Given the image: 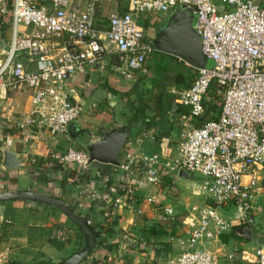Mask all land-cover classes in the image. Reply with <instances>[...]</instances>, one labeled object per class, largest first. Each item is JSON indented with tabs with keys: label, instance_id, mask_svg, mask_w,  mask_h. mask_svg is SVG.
Returning <instances> with one entry per match:
<instances>
[{
	"label": "built area",
	"instance_id": "2783aa9c",
	"mask_svg": "<svg viewBox=\"0 0 264 264\" xmlns=\"http://www.w3.org/2000/svg\"><path fill=\"white\" fill-rule=\"evenodd\" d=\"M99 1L11 0L7 43L0 19V99L11 90L27 89L32 108L20 127L36 126L53 136L68 134L81 107L71 100L66 81L86 73L107 55L115 56L126 77L132 78L155 50L138 16L190 9L196 16L193 28L200 35L202 52L214 66L194 67L190 86L173 91L176 103L186 111L178 155L168 161L158 154L144 155L139 159L142 176L120 190L132 196L137 188L159 185L167 172L202 175L204 181L195 184L194 193L208 196V202L190 206L182 221L186 237L178 240L181 251L156 264H238L237 251L223 255L221 263L219 249L197 245L206 240L221 243L224 234L240 227L260 238L256 217L264 211L257 201L264 193V2L128 0V10L111 13L102 24L97 17ZM208 101L219 107L216 118L206 113ZM59 159L82 174L92 164L88 150L74 145ZM125 159L119 167L129 171L134 155L128 152ZM229 205L236 207L234 217L218 210ZM161 209L164 218L175 219L172 206ZM255 258L256 264H264L263 246L256 247Z\"/></svg>",
	"mask_w": 264,
	"mask_h": 264
},
{
	"label": "crops",
	"instance_id": "0c3cea01",
	"mask_svg": "<svg viewBox=\"0 0 264 264\" xmlns=\"http://www.w3.org/2000/svg\"><path fill=\"white\" fill-rule=\"evenodd\" d=\"M128 8V0H100L97 5L98 22L106 24L111 13L124 12ZM179 9L158 15H139L138 21L144 27L146 37L153 42L159 28L167 24ZM157 51L160 50L155 47L152 54ZM161 52L176 61L171 76H165L159 82L161 85L155 82L148 68L150 57L145 67L132 78L126 77L124 67L113 55L105 56L86 73L71 76L65 83V89L71 100L80 105L81 113L70 125L68 134L53 136L36 126L20 127L32 108L27 89L25 113L8 111L6 107L0 111V191L28 189L51 193L76 212L87 215L101 245L97 243L81 264L166 262L181 251L178 240L186 237L182 221L190 206L208 202L204 194L194 193L198 190L195 184L200 183L180 177L179 172H167L159 185L137 188L132 196L126 197L120 190L122 185L135 183L142 176L139 159L144 155L158 154L165 161L178 155V140L184 129L186 111L176 103L173 91L186 88L175 78L183 68L190 66L173 54ZM180 64L183 68L180 66L179 70ZM150 77L154 85L147 88ZM10 93L16 92L11 90L6 99H0V104H10L18 99L19 96H10ZM142 107H146L145 113H137ZM149 124H152L150 129L143 130ZM72 125L75 129L73 135ZM123 126L131 129L132 136L122 148L119 161L126 162V153L131 152L135 163L129 171L119 165L92 162L89 171L82 174L76 167L61 163L59 157L68 146L84 149L82 147L102 138L111 129ZM140 131L139 135L133 136ZM5 148L22 157L21 168L4 170ZM180 178L185 179V186L178 185ZM119 197L121 200L117 202ZM149 198H156L157 202L151 203ZM257 201L264 206V193ZM174 205L184 209L178 222ZM163 206L173 207L175 219L163 217ZM9 219L11 223H7ZM256 223L260 238L251 234L248 240L238 231L231 230L222 236L221 243L212 242L210 250L219 249L221 263L225 261L223 255L237 251L235 263L256 264V247H264V211L257 215ZM154 228L156 234L151 235L150 229ZM159 230L164 232L160 234ZM122 231L136 241L135 247H121ZM84 244L85 235L81 228L60 209L28 200L0 201V264H52L78 251Z\"/></svg>",
	"mask_w": 264,
	"mask_h": 264
},
{
	"label": "water",
	"instance_id": "95a60500",
	"mask_svg": "<svg viewBox=\"0 0 264 264\" xmlns=\"http://www.w3.org/2000/svg\"><path fill=\"white\" fill-rule=\"evenodd\" d=\"M8 3L9 0H2L0 16L1 13L5 11ZM195 17L196 16L190 9H179L170 17L167 24L159 28L153 43L157 49L185 60L192 67H212L214 66V61L203 54L200 35L193 28ZM71 127V135H73L75 132L74 125ZM131 136L132 132L128 126L111 129L102 138L92 141L87 145L90 161L119 165V154ZM22 160V157L16 152L7 148L4 149L3 168L5 171L21 168ZM179 176L191 179V174L185 170H181ZM17 199L54 206L67 215L83 231L85 235L84 246L78 251L52 264H81L83 260L93 252L97 244V237L96 231L92 224L89 223L87 215L76 212L72 207L67 205L63 199L51 193L28 189H9L0 191V201ZM237 231L240 236L250 240L252 232L249 228L240 227ZM120 245L122 248H130L135 247L137 243L130 238L126 231H122Z\"/></svg>",
	"mask_w": 264,
	"mask_h": 264
},
{
	"label": "rangeland",
	"instance_id": "374dc122",
	"mask_svg": "<svg viewBox=\"0 0 264 264\" xmlns=\"http://www.w3.org/2000/svg\"><path fill=\"white\" fill-rule=\"evenodd\" d=\"M2 2L0 0V6H1ZM9 4V3H8ZM10 8H8V5L7 7L5 8V11L1 13V26H2V31H3V37L5 38V43H7L9 41V36H10V26H9V14H10V11H9ZM1 55V54H0ZM175 56V55H174ZM174 59L171 58L170 55L168 54H165L164 52H161L160 51H157L155 52L154 54H152L150 56V60L148 62V68H150V71H151V75L154 76V79H155V82L156 83H159V82H162L164 79H165V76L166 78L168 76H171V72H172V69H174L173 66H176V61ZM183 60V59H182ZM184 62H186L185 60H183ZM188 66H190V64L187 63ZM180 66L181 64L179 65V70H180ZM192 67V66H190ZM183 67L181 66V69ZM183 74H186L188 76L189 74V70L187 68H183V71H181ZM146 78V76H144V79ZM143 79V80H144ZM148 83H146V87H151L154 85V83L152 82V79L151 77L147 79ZM67 82V81H66ZM160 84V83H159ZM161 85V84H160ZM158 88H159V85H158ZM14 92L16 93H10V96H19L18 99L15 100V102H10V104L8 103H4V104H0V111L2 109H4V107L7 108V110H14L16 111L15 113H25V109H26V89H15L13 90ZM22 93V94H21ZM216 91L215 90H212L211 91V97L215 96L216 94ZM169 95V94H167ZM170 96V95H169ZM127 97V96H126ZM168 98V96H166ZM23 98V99H22ZM129 99V98H128ZM216 99L218 101L221 100L220 96H216ZM207 105L210 106V102L208 101L207 102ZM75 144V143H74ZM76 145V144H75ZM84 148V150H88L87 147H82ZM191 174V178L192 180H195L197 181L198 183L202 184L203 181H204V177L198 173H190ZM186 184V181L185 179H179L178 180V185H182V186H185ZM193 183H192V186H191V194H193ZM208 199V196H205L204 195V199ZM174 207L176 208L177 210V222L182 218L183 216V212L184 209H180V207L177 205ZM236 207L233 205H229V206H226V207H219L218 210L221 214H223L224 216L227 217V215L229 214L230 216L234 217L235 216V213H236ZM210 241L209 240H206L203 245H197V248H206V249H210Z\"/></svg>",
	"mask_w": 264,
	"mask_h": 264
},
{
	"label": "trees",
	"instance_id": "16d2710c",
	"mask_svg": "<svg viewBox=\"0 0 264 264\" xmlns=\"http://www.w3.org/2000/svg\"><path fill=\"white\" fill-rule=\"evenodd\" d=\"M10 6H11V0H9L8 8H10ZM9 22H10V21H9ZM188 70H189V74H188V76H187L186 74H183V73L180 72V73L176 76V78H175V80H176L177 82H179V83H180V82L184 83L186 87H189V86H190V84H191V82H192V79H193V77H194V75H195L194 67H190V68H188ZM145 111H146V107H142V108H139V112H137V113H145ZM206 113H214V114H216V115H214V116L211 115V117L213 116V118H216V117H217V113H219V107H218L217 105L213 104L212 102H210V106L208 105V110H207ZM151 126H152V124H149V125H148L145 129H143V130H146V129L148 130V129H150ZM141 132H142V131L137 132V133H134L133 136H137V135H139ZM92 226H93V228H94V225H92ZM155 232H156V229H155V228H154V229H150V233H151V235L156 234ZM163 232H164V231H163ZM163 232H162V230H159V231H158V233H160V234H162ZM96 237H98V234H96ZM97 243H99L98 246L101 245V242L98 241V240H97Z\"/></svg>",
	"mask_w": 264,
	"mask_h": 264
}]
</instances>
